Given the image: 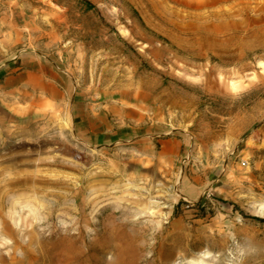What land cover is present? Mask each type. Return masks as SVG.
Wrapping results in <instances>:
<instances>
[{
	"label": "rangeland",
	"instance_id": "obj_1",
	"mask_svg": "<svg viewBox=\"0 0 264 264\" xmlns=\"http://www.w3.org/2000/svg\"><path fill=\"white\" fill-rule=\"evenodd\" d=\"M24 55L67 97L0 106V264H264V0H0ZM109 105L178 148L95 141Z\"/></svg>",
	"mask_w": 264,
	"mask_h": 264
},
{
	"label": "crops",
	"instance_id": "obj_2",
	"mask_svg": "<svg viewBox=\"0 0 264 264\" xmlns=\"http://www.w3.org/2000/svg\"><path fill=\"white\" fill-rule=\"evenodd\" d=\"M234 1L237 0H215V3L217 8H222L224 4ZM66 89L65 82L58 79L55 72L48 68L47 61L39 57L24 55L0 67V106L3 105L8 110L14 109L19 115H24L33 104L43 108L49 104L63 103L67 97ZM104 110V121H97L94 117L90 118V115H87L85 119L79 117V120L72 121L85 123L89 135L95 141L100 136L114 142L130 140L147 149L153 143L159 142L163 151L167 147L173 150L179 146L175 139L163 138L165 133L159 132L156 126L139 125L135 115L130 117L128 111L121 107L109 105ZM92 114L95 116L96 113ZM8 115L9 113L0 111V123H3L5 116ZM76 116L78 115H74L73 118ZM104 124L106 128L103 127ZM115 124H118V127L113 130Z\"/></svg>",
	"mask_w": 264,
	"mask_h": 264
},
{
	"label": "clouds",
	"instance_id": "obj_3",
	"mask_svg": "<svg viewBox=\"0 0 264 264\" xmlns=\"http://www.w3.org/2000/svg\"><path fill=\"white\" fill-rule=\"evenodd\" d=\"M245 254L246 253L244 251L240 252L241 256H244ZM189 264H218V262L215 259L214 253L205 250L199 255L197 259L190 261Z\"/></svg>",
	"mask_w": 264,
	"mask_h": 264
}]
</instances>
